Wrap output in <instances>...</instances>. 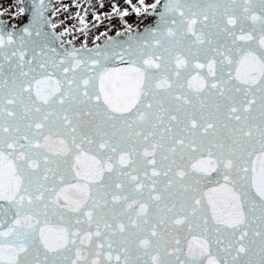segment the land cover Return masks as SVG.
<instances>
[{"label":"snow or ice","instance_id":"1","mask_svg":"<svg viewBox=\"0 0 264 264\" xmlns=\"http://www.w3.org/2000/svg\"><path fill=\"white\" fill-rule=\"evenodd\" d=\"M0 264H264V0H0Z\"/></svg>","mask_w":264,"mask_h":264},{"label":"bare ground","instance_id":"2","mask_svg":"<svg viewBox=\"0 0 264 264\" xmlns=\"http://www.w3.org/2000/svg\"><path fill=\"white\" fill-rule=\"evenodd\" d=\"M101 14H103V10H102ZM105 23L107 24V22H105ZM102 30H106V28H102Z\"/></svg>","mask_w":264,"mask_h":264}]
</instances>
